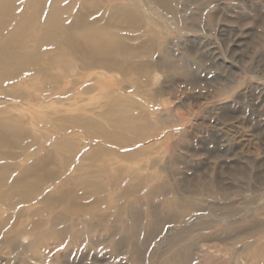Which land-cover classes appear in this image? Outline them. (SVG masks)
<instances>
[{"label": "rangeland", "instance_id": "374dc122", "mask_svg": "<svg viewBox=\"0 0 264 264\" xmlns=\"http://www.w3.org/2000/svg\"><path fill=\"white\" fill-rule=\"evenodd\" d=\"M57 1L117 42L0 83V264H264V0Z\"/></svg>", "mask_w": 264, "mask_h": 264}, {"label": "bare ground", "instance_id": "6f19581e", "mask_svg": "<svg viewBox=\"0 0 264 264\" xmlns=\"http://www.w3.org/2000/svg\"><path fill=\"white\" fill-rule=\"evenodd\" d=\"M57 2V0H53L51 2V8L47 9V12L43 14L36 5L31 3V1L20 3V6L25 10L15 13L14 10L19 6L15 5L14 0H0V22L2 16H9L12 18L11 21L5 22L4 25L0 26V83L11 81L12 83L15 82L22 85L14 86L11 90L16 92L22 91L23 86L35 90L37 93L49 90L46 88L50 84L52 78H38L37 74L40 73L39 71L42 69L39 68L37 62H34V64L30 63L34 61L32 59L37 55L42 56L45 64L51 62L55 64L54 66H59L72 65L71 61L66 59V56L72 53H79L83 56H107L111 54L109 48L112 42H117V37L115 35L107 31L104 27L94 28L91 25L84 26V28L80 30L68 29L62 18L63 13H59L56 8L53 7L55 5L53 3ZM5 24H11L13 29L11 31H5L3 27ZM34 32L40 33V36L36 40L31 39L35 34ZM24 40L33 41L34 48L29 50ZM50 45L53 47L49 52L43 51V47ZM90 64V61H84L82 66L86 70L94 69ZM14 65L17 66L14 67ZM31 66H33L31 69L27 68ZM25 72H29L32 76L29 78L23 77ZM60 72L58 70L57 73L59 74H55L54 77L61 80V82H64L70 77V75ZM124 74L127 76L124 81H129L130 85L134 84L131 77L127 75L129 73ZM120 103L121 102H114L111 104L108 115L112 116V118L114 117L112 119L113 124L124 127L125 131L126 129H142L143 125L141 123L143 119L141 117H135L132 113L129 114L121 108L122 105ZM3 125L4 122H0V126ZM90 133L91 132H89V134ZM138 172L139 171H136L132 174ZM90 183L91 182H88V184ZM91 188H94V184L91 185ZM92 193H94V190H92Z\"/></svg>", "mask_w": 264, "mask_h": 264}]
</instances>
